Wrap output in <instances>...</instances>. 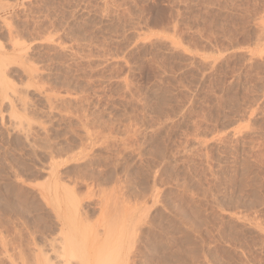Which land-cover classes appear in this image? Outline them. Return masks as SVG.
Listing matches in <instances>:
<instances>
[{"label": "rangeland", "instance_id": "1", "mask_svg": "<svg viewBox=\"0 0 264 264\" xmlns=\"http://www.w3.org/2000/svg\"><path fill=\"white\" fill-rule=\"evenodd\" d=\"M0 84V264L69 193L88 255L264 264V0H0Z\"/></svg>", "mask_w": 264, "mask_h": 264}, {"label": "bare ground", "instance_id": "2", "mask_svg": "<svg viewBox=\"0 0 264 264\" xmlns=\"http://www.w3.org/2000/svg\"><path fill=\"white\" fill-rule=\"evenodd\" d=\"M24 7V6H23ZM27 8V7H26ZM29 11V10H28ZM32 30V29H31ZM35 32V31H34ZM15 39V38H14ZM13 39V40H14ZM19 41V40H18ZM12 42V41H11ZM27 51V50H26ZM6 66V65H5ZM5 68V67H4ZM32 71V70H31ZM7 76V75H6ZM1 85V84H0ZM13 86V85H12ZM18 92V91H17ZM13 94V93H12ZM15 96V95H14ZM18 102V101H17ZM23 102V101H22ZM24 103V102H23ZM22 106V105H21ZM19 115V114H18ZM25 120H26V117H25ZM18 131V130H17ZM104 133V132H103ZM25 136V135H24ZM99 136V135H98ZM97 136V137H98ZM27 139V138H26ZM113 140V139H112ZM28 141V140H27ZM34 144V143H33ZM43 145V144H42ZM19 146V145H18ZM40 146V145H39ZM24 147V146H23ZM38 147V146H37ZM44 147V146H43ZM21 150V149H20ZM44 150H45V148H44ZM47 151V150H46ZM31 152V151H30ZM40 153V152H39ZM85 153V152H84ZM38 155V154H37ZM78 155H79V153H78ZM22 159V158H21ZM35 162V161H34ZM33 163V162H32ZM111 163V162H110ZM57 165H58V163H57ZM52 170V169H51ZM49 171V170H48ZM19 172V171H18ZM52 172V171H51ZM104 172V171H103ZM107 179V178H106ZM122 181V180H121ZM56 182V181H55ZM131 182V181H130ZM9 185H10V183H8ZM47 187V186H46ZM57 187V186H56ZM49 188V187H48ZM67 189V188H66ZM123 189V188H122ZM68 190V189H67ZM53 191V190H52ZM65 192V191H64ZM75 192V191H74ZM66 193V192H65ZM69 196H70V198H69ZM69 196H66V198L68 199L69 198V200L67 201L66 199L63 201V202H65L66 204H67V206H66V208H65V210H64V214H67V215H65V217L62 219V226H64L63 228H66V229H68V231L66 232V231H64V232H66L65 234H67V235H65V234H63V235H65L64 237H62V239L61 240H59L58 239V241H60V242H58L57 241V243H59V244H57V243H55L54 241H53V239H52V237H51V241L50 242H46V243H44V245L45 244H47L48 245V248H47V251L45 252L44 251V253H40V256L38 257H36L37 258V260H36V264H132V261H130V256L132 257L133 255H132V251L130 250V248H127L126 250H124V252L123 251H121V243H123V242H121L122 240H120L121 238L120 237H122V232H125V231H127V229L125 228V231H123V227H121V225H122V223L121 224H119L118 225V223H117V221H116V224L118 225H116V224H114L115 222L111 219V218H106L107 219V221L105 222V221H103V222H105V224H107V225H104L103 224V228H104V226H105V228L106 229H104V231H103V233L102 234H104L105 235V237H103L104 238V241L103 242H107V241H109L110 239H111V242L110 243H106V245L103 247V250H102V252H101V250L99 249L98 251H100L99 253H97V254H95V255H88V249H89V247H90V245L87 243V240H86V237H85V234H84V230L86 229V227L87 226H89V224L87 225L86 224V226L85 225H83V223L81 222L83 219L81 218V217H83L82 215H80L81 213V211H80V208H79V206H78V204L77 203H75V201H74V197L69 193ZM72 197H73V199H72ZM1 198V203H2V206H3V210H9V209H12V210H17V211H19V212H23V210L21 209H18L19 207L18 206H16V204L15 205H13L11 202L12 201H10L9 199H7V198H5V196H2V197H0ZM49 198V197H48ZM55 198V197H54ZM12 199V198H11ZM19 202V201H18ZM58 202H62V200L61 199H58ZM64 203V204H65ZM79 203H83V202H79ZM103 204V203H102ZM106 204V203H105ZM20 205H22V204H20ZM59 205V204H58ZM14 206H16V207H14ZM87 206V205H86ZM99 206V205H98ZM18 207V208H17ZM59 207V206H58ZM101 207V206H100ZM107 207V206H106ZM109 207V206H108ZM135 207V206H134ZM21 208H23V207H21ZM79 208V209H78ZM105 208V207H104ZM80 212H79V211ZM108 210V209H107ZM99 211H100V209H99ZM110 211V210H109ZM113 211V210H112ZM16 212V211H15ZM79 212V213H78ZM111 212V211H110ZM116 212V211H115ZM114 212V213H115ZM128 212V211H127ZM113 213V214H114ZM133 213V212H132ZM12 214V213H11ZM16 214L17 213H15V216H16ZM58 214V213H57ZM87 214V213H86ZM102 214V213H101ZM134 214V213H133ZM1 215V214H0ZM103 215V214H102ZM116 215V214H115ZM18 216H19V214H18ZM117 216H118V214H117ZM121 216V215H120ZM138 216V215H137ZM57 217V216H56ZM84 217H86V216H84ZM83 217V218H84ZM101 217V216H100ZM115 217V216H114ZM18 218V217H17ZM62 218V217H61ZM88 218V217H87ZM132 218V217H131ZM23 219V218H22ZM98 219V218H97ZM105 219V220H106ZM111 219V221H109ZM115 219V218H114ZM119 219H120V217H119ZM122 219V218H121ZM13 220V219H12ZM17 220V219H16ZM58 220V219H57ZM133 220V219H132ZM135 220V219H134ZM133 220V221H134ZM7 221V220H6ZM122 221V220H121ZM125 221H126V219H125ZM131 221V220H130ZM86 222V221H85ZM87 222H89V221H87ZM86 222V223H87ZM112 222H114L113 224H112ZM136 222V221H135ZM137 222H138V220H137ZM60 223H61V220H60ZM119 223H120V221H119ZM133 223V222H132ZM7 224V223H6ZM15 224V223H14ZM25 224V223H24ZM94 224V223H93ZM98 224V223H97ZM130 224V223H129ZM134 224V223H133ZM82 225H83V227H82ZM102 225V224H101ZM49 226V225H48ZM84 226H85V228H84ZM123 226H125L124 224H123ZM130 226V225H129ZM5 227V226H4ZM136 227V226H135ZM91 228V227H90ZM7 229V228H6ZM21 229V228H20ZM19 229V230H20ZM87 229H88V227H87ZM98 229H99V227H98ZM137 229V228H136ZM1 230V229H0ZM3 230V229H2ZM43 230V229H42ZM61 230H63V229H61ZM89 230V229H88ZM91 230V229H90ZM86 231V230H85ZM100 232H101V228H100V230H99ZM138 231V230H137ZM46 232V231H45ZM63 232V233H64ZM86 232H88V231H86ZM0 233H2V232H0ZM127 233H130L129 235H131V236H129V239H131V237H132V239H133V233L131 234V232H127ZM126 233V234H127ZM3 234V233H2ZM16 234V233H15ZM100 234V233H99ZM6 235V234H5ZM37 235V234H36ZM88 235V234H87ZM103 235V236H104ZM118 235V236H117ZM124 235H125V233H124ZM114 236H117V237H119V238H116L115 237V239H113L112 240V238L114 237ZM17 237V236H16ZM47 237V236H46ZM55 237V236H54ZM53 237V238H54ZM58 237H59V235H58ZM57 237V238H58ZM135 237V236H134ZM2 238V237H1ZM0 238V239H1ZM56 238V237H55ZM59 238H61V237H59ZM88 238H90V237H88ZM9 239V238H8ZM12 239V238H11ZM18 239V238H17ZM3 240H4V238H3ZM2 240V243H4V241ZM32 240V239H31ZM44 240H45V238H44ZM1 241V240H0ZM113 241V242H112ZM126 241V240H125ZM134 241V240H133ZM1 243V244H2ZM90 243H92V242H90ZM135 243V242H134ZM32 244V243H31ZM37 244V243H36ZM43 244V243H42ZM104 244V243H103ZM6 245H8V244H6ZM5 245V246H6ZM20 245V244H19ZM18 245V246H19ZM39 245V244H38ZM127 245V244H126ZM134 245V244H133ZM147 245V244H146ZM2 246V245H1ZM5 246H3L4 247V249L6 248ZM15 246L16 245H14V248H15ZM96 246V245H95ZM123 246V245H122ZM37 247V246H36ZM42 247V246H41ZM128 247V246H127ZM2 248V247H1ZM8 248V247H7ZM133 248H135V247H133ZM13 249V248H12ZM19 249V248H18ZM24 249H25V247H24ZM42 249V248H41ZM3 250V249H2ZM16 250V249H15ZM14 250V251H15ZM29 250V249H28ZM39 250V249H38ZM6 251V250H5ZM9 251V250H8ZM12 251V250H11ZM13 251V252H14ZM18 252V255H21V254H23L24 253V251L22 252L20 249L19 250H17ZM34 251V250H33ZM36 251V250H35ZM50 251V252H49ZM136 251V250H135ZM13 252H11V253H13ZM38 252V251H37ZM15 253V252H14ZM14 253L12 254V255H14ZM1 254H2V252H1ZM8 254H9V252H8ZM27 254V253H26ZM134 254V253H133ZM11 255V254H10ZM23 255H25V254H23ZM23 255L20 257V259H21V262L20 263H18V261H17V263L18 264H25V263H27V262H24V259H23ZM35 255H36V253H35ZM80 255L82 256L81 258H79L80 257ZM26 256H28V255H26ZM79 256V257H78ZM136 256V255H135ZM25 257V256H24ZM76 257L77 258H79V261L80 262H77V263H75V261H72V259L71 258H75L76 259ZM5 259V258H4ZM25 259H27V257L25 258ZM134 259V258H133ZM78 260V259H77ZM132 260V259H131ZM28 261V260H27ZM134 261V260H133ZM7 262H10V264H16V262L14 263V259L12 258V256H10V261H7ZM35 263V262H34ZM2 264H4V263H2ZM9 264V263H8ZM28 264H29V262H28Z\"/></svg>", "mask_w": 264, "mask_h": 264}]
</instances>
